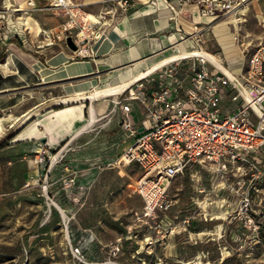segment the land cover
<instances>
[{
	"label": "rangeland",
	"instance_id": "obj_1",
	"mask_svg": "<svg viewBox=\"0 0 264 264\" xmlns=\"http://www.w3.org/2000/svg\"><path fill=\"white\" fill-rule=\"evenodd\" d=\"M26 1L12 0L15 7L20 4L25 9L24 14L6 10L4 0H0V63L9 58L16 66L22 61L30 64L34 60L25 59L22 53L36 57L33 50H38V45L45 46L41 32L37 34L27 18L35 20L42 30L51 29L53 18L59 20V26L70 21L65 9H52L46 4L29 8ZM70 8L75 21L84 27L82 35L90 34L92 24L97 22L87 18V13ZM234 12L239 19L237 28L226 23L234 33V43L219 45L213 25L229 20ZM180 17L192 21L187 13ZM18 21L25 23L18 25ZM177 25L179 30L175 26L169 34L176 32L178 43L190 39L193 49L188 45L186 51L216 56L226 68L236 70V76L264 41V0H245L209 24L197 23L193 33L184 25ZM77 31L72 28L67 36ZM221 37L217 32V38ZM175 45L168 48L174 49ZM230 45L231 48H224ZM24 46L31 50L23 49ZM51 49H64L73 60H88L75 56L66 39L57 41ZM232 49L237 55L229 62L225 56ZM194 58H185L179 72H185ZM39 59L43 61L44 57ZM205 65L216 71L209 63ZM104 77L102 72H94L38 86L30 84L20 90L16 105L0 108V264H264V175L250 179V173L257 174V170L246 171L237 187L235 181L239 177L224 182L199 165L190 166L170 181L167 193L173 205L166 216L148 220L140 213L142 198L128 186L143 174L142 167L135 162L112 163L127 145L120 128L121 114L110 111L114 97L94 102L95 106H107V116L97 120L95 115L81 133L64 138L55 146H43L46 137L42 125L38 129L44 142L36 135L17 136L33 116L35 120L38 114L65 107L54 102L76 95L74 85L90 79L101 84ZM116 78L109 83H118ZM228 92L223 105L231 112L243 101L240 96L232 100ZM7 94L0 93V97L4 100ZM120 94L119 98H123L127 91ZM80 102L83 103L81 100L69 105ZM35 106L39 107L21 118ZM92 109L94 106L88 109L89 116L85 110L86 119H90ZM8 115L13 118L7 120ZM131 116L138 117L135 107ZM22 120L25 121L19 126ZM256 166L262 170V162ZM231 184L234 190H230ZM208 232L211 234L201 235ZM149 240L153 243L149 244Z\"/></svg>",
	"mask_w": 264,
	"mask_h": 264
},
{
	"label": "built area",
	"instance_id": "obj_2",
	"mask_svg": "<svg viewBox=\"0 0 264 264\" xmlns=\"http://www.w3.org/2000/svg\"><path fill=\"white\" fill-rule=\"evenodd\" d=\"M45 1L46 7L65 9L70 21L61 24L55 32L42 30V41L52 46L61 39L65 40L68 32L76 27L78 31L70 36L77 46L74 52L76 56L86 57L91 50L86 45L102 36L100 25L84 36L83 25L75 21L70 11L71 0ZM177 2L179 7L174 15L194 6L200 15L215 19L231 12L245 0ZM105 3H115L121 9L132 4L131 0H105ZM26 5L37 8L34 0H27ZM167 7L173 10L169 3ZM183 60L160 66L151 74L135 80L125 90V97L119 98L121 94H118L111 99L110 111L118 110L121 114L120 128L127 140L122 155L112 163L135 162L142 167L143 174L128 186L142 198L140 213L148 220L166 216L173 205L167 193L170 181L190 166L199 165L212 175L220 176L224 182L230 177H239L240 180L235 181L237 187L241 186L246 171L257 170V174L250 173V179L264 175V41L249 55L245 68L236 75L247 89L251 101L246 100L238 86L225 74L218 69L210 70L201 57H195L185 72H179ZM227 92L231 93L232 100L240 96L243 101L231 112L223 105ZM133 104L142 108L140 123H135L131 117ZM252 105L258 107L260 114ZM105 116L97 115V119ZM140 127L143 130L139 132ZM261 162L262 170L256 166ZM230 190H234V184L230 185ZM152 243L149 240V244Z\"/></svg>",
	"mask_w": 264,
	"mask_h": 264
},
{
	"label": "crops",
	"instance_id": "obj_3",
	"mask_svg": "<svg viewBox=\"0 0 264 264\" xmlns=\"http://www.w3.org/2000/svg\"><path fill=\"white\" fill-rule=\"evenodd\" d=\"M9 1L11 7L8 8L5 5L4 0V7L8 8L9 10H15L17 8L23 9L20 7V4H18V7H15L12 0ZM151 1L152 2L147 0H136L133 1L132 4H130V6L127 8L121 9L115 3H105V0H71L73 9H78L80 12L87 13V17H92L98 23L92 24L94 28L100 25L101 30H103L102 36L100 38L94 39L91 41V43H89L91 50L88 51L86 56L88 60H73L72 55L66 52V50L51 49L52 46L48 45L38 46V50H33L34 53L37 54L36 57L30 53H22L25 56V59L30 57L34 60L30 64L22 61V64L16 66L12 59L7 58L5 62L0 63V67L4 71L3 72L0 69V93L9 92V94L5 96L6 98L4 97V100L0 97V108L8 109L16 105L18 102V95L21 94L20 90L27 88L30 84L38 86L40 84H48L65 79L87 76L94 72H102L106 77L101 80V84L97 83L95 79L84 80L73 86L72 90L76 92V95L57 98L61 100L75 99L77 100L75 102L82 100L83 103L80 102L79 104L71 105H78L79 107L82 106V115L83 117H86L84 116L85 110L87 109L88 113V109L92 105L89 103L87 106L86 103L89 100L85 97H88L95 89L114 86L119 87L123 83H130L131 78H133L136 74L140 72L146 73L150 68L149 62H151L159 54H166V52H169L168 54H172L173 51L176 50L181 52V48L185 50V47L188 45H190L191 49H193V42L190 39H186L183 42L178 43V34L176 32L169 34V32L174 29L175 26L177 27L176 29L179 30L180 27L177 24L184 25L188 31L190 30V33H193L198 28L196 25L197 23L204 22L209 24L213 20L212 18L200 17L197 9L194 6H188L174 15V11L179 7L177 0ZM34 2L38 6L47 4L45 0H34ZM167 3L173 7V10L167 7ZM48 9L50 10L51 8H47V10ZM182 13H187L189 17H192V21L190 22L180 17V14ZM235 13L236 12L232 13L230 19L233 17L236 20V24H231L237 28L239 19L235 17ZM96 16L99 18V20L96 18ZM26 18L27 17H24L23 19ZM30 19V24L33 28H35L33 26V22L37 24L39 31L36 33L39 34L42 29L35 20L32 18ZM230 19L217 22L213 25L212 32L219 45H221V42L224 44H232L229 42L233 41L234 43V33L230 31L228 26L230 24ZM178 20L180 21L178 22ZM17 24L19 25L24 23L18 21ZM59 24V20L53 18L51 29L45 30L47 32H55L59 27ZM223 25H225L227 29L224 28ZM217 32H220V35H222L220 39L217 38ZM175 43L176 47L174 49L168 48ZM224 48L229 49L231 48V45L229 48ZM23 49L31 50L29 47L25 46ZM48 50L50 51L48 52ZM233 50L235 51V49L229 51L230 54L229 56H226V59L232 58L235 60L237 52H234ZM74 54L76 56L75 52ZM41 56L44 57L43 61L42 59H39ZM228 69H230L235 76L236 70H233L231 66L228 67ZM179 76L185 77V75L183 76L182 74H179ZM113 77H117L116 82L118 83H109ZM130 85L131 84H129V86ZM116 95L112 97L115 98ZM65 105L70 106L69 103H66ZM93 106L96 117L97 115L106 113L107 106H95L94 103ZM36 107L39 106H35L29 111L23 113L21 118H24L25 115L29 114ZM132 107L137 109L138 117H131L135 123H140L142 118V108L137 104H133ZM60 109L51 110L58 111ZM33 117L27 126L21 128L17 136L22 134L28 126L36 122L37 119L33 120ZM67 137H69V135L59 139V142Z\"/></svg>",
	"mask_w": 264,
	"mask_h": 264
},
{
	"label": "bare ground",
	"instance_id": "obj_4",
	"mask_svg": "<svg viewBox=\"0 0 264 264\" xmlns=\"http://www.w3.org/2000/svg\"><path fill=\"white\" fill-rule=\"evenodd\" d=\"M5 5L8 8L11 7L10 1L5 0ZM4 8L9 11L8 8H6V7H4ZM18 9H20V8H17L15 10H18ZM23 13H24V11H23ZM87 18L93 19L92 17H87ZM203 18H209V17L204 16ZM27 21L31 22V19H27ZM230 22L232 24H236V20L233 17L230 19ZM33 26L38 30L37 24L35 22H33ZM227 48H229V47H227ZM182 49L183 48H181V50H180L181 52H178V50H176L177 52L175 51V53H174V51H173L172 54H168L169 52H166V54L164 53V54L157 55L151 62H149V66H150L149 70L146 73L140 72V73L136 74L133 78H131L130 83L129 82L123 83L119 87L98 88V89H95L88 97H85V98H87L90 101L92 108H93V103L95 101L106 99V98L112 97L118 93L125 91V89H127L129 84H132L135 80H138L140 78H143V77L151 74L154 70H156L157 68H159L160 66H162L168 62L179 60V59L190 58V57H201L205 60L206 63H209L211 66L215 67L216 69L221 71L223 74H225L231 81H233L238 86L240 92L246 98V100L251 101V98L249 96L247 89L238 81L237 77H235L233 75V73L228 68H226L223 65V63L216 56L208 54L204 51H196V50L186 51L184 49H183L184 50L183 51ZM81 53H83V52H81ZM226 53L227 52H225V54ZM228 53L230 54V52H228ZM228 53H227V55H228ZM227 60L230 62L233 59L227 58ZM141 71H143V70H141ZM75 101H77V100L65 99V100L55 102V105H59L62 103L68 104V103H73ZM252 107L258 114H260L259 109L256 105H252ZM262 117L264 118V115H262ZM12 118H13V116H11V115H8L6 117L7 120L8 119L11 120ZM42 118H44V119H42ZM94 120H95V110L94 109L91 110L90 119H86L82 115V106L79 107L78 105L77 106L70 105V106H66V107H64L58 111L50 110V111L45 112L44 114H38L36 122H34L30 126H28L23 131V133L20 135V137H27L30 135H36V136L40 137L41 135H40V132L38 129V125H42L43 126V134H45L44 136H46V138H47V144L55 146L59 143V139L65 137V136H68V135L71 137L72 136L74 137V135L81 133L80 130L83 127L85 128V126L87 124L92 123ZM24 121L23 120L21 122L19 121L20 123L18 125L20 126V124L23 123ZM2 127H3V121L0 120V128H2ZM210 234L211 233H209V232L208 233H201V235H210Z\"/></svg>",
	"mask_w": 264,
	"mask_h": 264
},
{
	"label": "water",
	"instance_id": "obj_5",
	"mask_svg": "<svg viewBox=\"0 0 264 264\" xmlns=\"http://www.w3.org/2000/svg\"><path fill=\"white\" fill-rule=\"evenodd\" d=\"M66 45H67L68 48H70V49H72V50H76V48H77V46L75 45V43L73 42V40H72L71 37H67V38H66ZM142 130H143L142 127H140V128L138 129L139 132L142 131ZM41 140H42V142L45 141L44 138H42Z\"/></svg>",
	"mask_w": 264,
	"mask_h": 264
}]
</instances>
